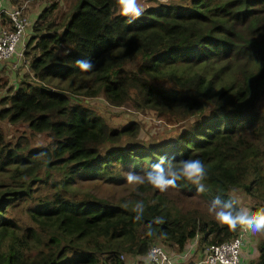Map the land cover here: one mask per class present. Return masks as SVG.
Segmentation results:
<instances>
[{"label":"trees","instance_id":"1","mask_svg":"<svg viewBox=\"0 0 264 264\" xmlns=\"http://www.w3.org/2000/svg\"><path fill=\"white\" fill-rule=\"evenodd\" d=\"M24 1L35 0L9 4L25 14ZM68 2L37 14L23 51L33 80L0 99V120L48 138L11 143L0 130V264H123L154 244L182 251L239 235L215 212L241 213L235 190L254 215L264 210V0L158 2L131 23L117 0ZM98 96L186 125L136 142L137 122L109 127L82 103ZM161 157L173 168L201 160L205 193L187 180L165 192L127 182ZM83 181L122 193L106 198ZM19 205L26 223L7 213ZM256 249L250 264H264V236Z\"/></svg>","mask_w":264,"mask_h":264},{"label":"rangeland","instance_id":"2","mask_svg":"<svg viewBox=\"0 0 264 264\" xmlns=\"http://www.w3.org/2000/svg\"><path fill=\"white\" fill-rule=\"evenodd\" d=\"M172 1L180 2V0H138V3L143 8H146L147 6L156 5L158 2L167 3ZM25 2L27 5L25 16L27 17L30 25L33 24L37 14L43 8L49 6V4L58 2L59 8H66L69 3L68 0H35L24 1L22 3ZM9 3L10 0L9 2L8 0H0V9H8L11 6V4ZM117 13L121 14L119 5L117 6ZM30 35L31 31L29 30V37ZM23 51L24 47L22 48V56L13 57L0 63V99L13 93L18 88V84L23 76H25L24 79L28 82H31L33 80L26 66L27 63L25 62V59L23 57ZM81 100L82 103L90 108V110L95 115L102 117L109 127L120 129L130 122H137V124H139L140 126V131L138 133V137L134 139L136 142H151V138L153 136L157 137L176 135L178 131L184 125H186V121L168 122L158 119L153 112L141 111L140 109L134 107L130 102H125L120 105H112L107 102L102 96ZM0 130L5 135L6 140L11 143L21 141V143H28L29 145L33 146L46 144L48 141V138L45 135L34 134L30 132L27 125L23 123H17L13 125L6 121L0 120ZM90 182L91 181L81 182L82 187L95 190L97 194L103 197H116L120 196L122 193V190L118 187L103 183L97 185ZM231 195L236 199L241 208H243V204L245 205V207L252 204L251 200L241 194L238 190L233 191ZM7 213L10 217L16 219L19 223L27 222L28 218L25 212V205L12 207ZM254 233L257 235L256 238H262L261 231ZM191 245L196 246L197 241L194 240V243H192Z\"/></svg>","mask_w":264,"mask_h":264},{"label":"clouds","instance_id":"3","mask_svg":"<svg viewBox=\"0 0 264 264\" xmlns=\"http://www.w3.org/2000/svg\"><path fill=\"white\" fill-rule=\"evenodd\" d=\"M117 4L120 6L121 15L127 17L129 23L140 18L145 11V9L138 3V0H117ZM31 29L32 25L29 23L27 28L28 36L24 38L20 48L25 47L29 37V30L31 31ZM76 64L82 72H90L94 68V64L88 60H79ZM206 177L207 170L204 163L199 159L185 160L181 163L180 167L173 168L170 160L166 157H161L158 162L152 164L151 170H148L143 174L129 172L126 175V180L129 184H151L161 192H165L169 188L178 187L179 185L177 184V181L187 180L196 186L198 193H205L203 181ZM219 202L220 201L217 198L214 201V204H219ZM209 210L212 211L213 209ZM133 211L138 213L136 219L139 220L140 215H142L144 211L143 203L138 202ZM215 218L219 223L227 225L232 230H235L238 225H243L253 232L264 231V210L256 212L255 215H250V211L248 210L235 215L230 211H218L215 212Z\"/></svg>","mask_w":264,"mask_h":264},{"label":"built area","instance_id":"4","mask_svg":"<svg viewBox=\"0 0 264 264\" xmlns=\"http://www.w3.org/2000/svg\"><path fill=\"white\" fill-rule=\"evenodd\" d=\"M23 10V5L0 9V14L4 12L9 17L7 26L0 22V62L22 56L20 45L28 36L29 24ZM244 233L245 230L240 231L239 235L230 240L203 247V255L197 264H239ZM144 256L150 264H173L169 253L159 244L150 246ZM120 260L124 261L123 264H134L128 260L125 261L124 255L120 256Z\"/></svg>","mask_w":264,"mask_h":264},{"label":"crops","instance_id":"5","mask_svg":"<svg viewBox=\"0 0 264 264\" xmlns=\"http://www.w3.org/2000/svg\"><path fill=\"white\" fill-rule=\"evenodd\" d=\"M247 207H245V205L243 204V208H241V213L248 210L250 211V215H254L252 213L250 205ZM239 226L240 231L245 230V233L243 235V244L240 250L239 264H250V262L254 261L258 255L256 245L259 239L256 238L257 235L252 230L248 229L243 225ZM261 233V236L263 237L264 232L261 231ZM191 242L194 243V240H192ZM191 242L188 243L182 251H179L175 248L165 249L167 253H169L173 264H197V262L201 259L203 255V248L198 243L196 245L197 247L191 245ZM129 261L134 264H150L144 255H135L129 258Z\"/></svg>","mask_w":264,"mask_h":264}]
</instances>
